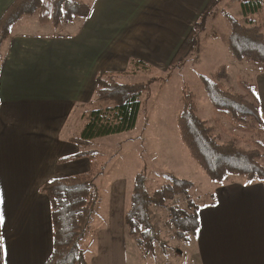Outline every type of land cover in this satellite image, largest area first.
Masks as SVG:
<instances>
[{
    "label": "crops",
    "instance_id": "1",
    "mask_svg": "<svg viewBox=\"0 0 264 264\" xmlns=\"http://www.w3.org/2000/svg\"><path fill=\"white\" fill-rule=\"evenodd\" d=\"M14 1L0 0V18ZM92 1L86 20L58 28L26 20L0 46V264H45L50 257L42 188L89 172L87 159L59 162L79 153L71 142L83 126L76 110L90 103L99 76L124 73L130 59L168 67L185 39L179 43L175 24L208 0H161L160 16L154 0ZM257 67L251 80L264 121V67ZM208 197L197 236L166 264H264V186L228 177ZM124 215L115 208L89 240L87 264H130Z\"/></svg>",
    "mask_w": 264,
    "mask_h": 264
},
{
    "label": "trees",
    "instance_id": "2",
    "mask_svg": "<svg viewBox=\"0 0 264 264\" xmlns=\"http://www.w3.org/2000/svg\"><path fill=\"white\" fill-rule=\"evenodd\" d=\"M222 0H209L198 21L191 28L171 59L166 78L179 69L195 53L200 36L205 32L212 12ZM246 24L227 13H222L229 25L226 45L232 60L264 67V34L255 16L260 13L264 0H239ZM91 5L75 0H15L0 18V46L9 39L12 26L23 16H35L40 23L54 28L76 19L86 20ZM138 59H130L127 73H103L94 92L93 108L81 116V132L72 139L79 153L60 160L65 163L87 159V174L56 179L42 188L48 198L52 224L53 249L45 264H87L83 240L88 233L99 203V190L93 166L92 146L96 140L120 135L134 129L141 100L148 92L147 83L125 84L117 81L139 69L152 72V68ZM151 69V70H150ZM130 70V71H129ZM204 90L216 115L227 117L239 126L247 124L255 129L257 139L253 149H243L229 141L219 144L213 131L198 117L195 94L183 88L181 110L176 124L180 140L190 157L213 182L222 183L236 177L246 184L264 186V121L259 111L255 91L238 82L243 94L228 91L223 82L229 80L225 66H220L210 77H200ZM156 80V78H154ZM153 81V80H151ZM143 171L135 178L128 207L124 215L126 235L152 259L160 255L167 259L168 243L162 239L159 227L160 213H164V232L175 241L189 242L198 234L200 206L192 195L194 186L183 179L171 181L152 195ZM159 213V214H158ZM155 263V261H152Z\"/></svg>",
    "mask_w": 264,
    "mask_h": 264
},
{
    "label": "rangeland",
    "instance_id": "3",
    "mask_svg": "<svg viewBox=\"0 0 264 264\" xmlns=\"http://www.w3.org/2000/svg\"><path fill=\"white\" fill-rule=\"evenodd\" d=\"M75 1L88 5L93 2L92 0ZM208 1L206 2L208 3ZM45 2L49 3V0H45ZM153 2H155L154 10L160 16L162 13L161 0H154ZM190 8L191 10L187 9V11L193 12L192 15L180 17V25L175 24V27L180 28V32L176 33L179 43L186 38L191 28L198 21V16L202 13H200L202 7L201 10ZM145 11L147 10L145 9ZM166 11L169 12V10ZM224 12L241 21L244 25L248 20V17H246L247 20L244 18L245 15L242 13L239 0H222L212 12L211 17H213L208 21L205 32L200 36L198 50L179 69L173 71L168 78H166L168 73L165 64L146 63L145 66L147 69L151 67L152 72H143L142 69H139L140 71H137L136 74H132L134 70L131 74L128 73V76L117 79L120 83L125 84L147 83L148 92L141 100L139 115L132 131L96 140L92 146L94 152L92 162L95 174H97L96 185L99 190V203L92 218L90 229L83 240V247L86 252L91 251L89 240H93L97 231L107 227L108 216L111 211L119 208L126 212L135 178L143 171L147 176L148 191L151 195L167 185L172 177H175L193 184L192 195L199 206L205 205L210 200L208 191H213L217 183L211 181L190 157L178 134L176 119L181 110L183 88H187L195 94L197 115L200 120L206 123L207 127L212 129V135L219 144L232 141L246 150L255 147L254 142L258 138L255 129L251 128L249 124L239 126L238 123L227 117L216 115L200 79V77H210L216 73L220 66H225L229 80L224 81L223 86L228 91L243 94L238 82L255 91L251 79L257 73L258 67L248 63H236L232 60L226 45L229 25L222 14ZM165 17L166 22L170 25L178 23L177 17ZM34 18L36 19L35 16L33 18L21 17L12 26L11 32L26 20L33 23ZM255 18L262 26L264 34V4ZM149 20L150 18L147 17L146 21L149 22ZM2 51L4 49H0V57ZM93 104L94 95L87 106L76 110L79 111L78 115L82 116L84 112L91 110ZM160 216L162 218L158 224L161 229V236L168 243L166 254L174 256L176 249L184 243L165 235L164 213H160ZM127 248L130 264H166L168 262L165 256L160 255L159 248L156 252L157 257L152 259L128 237Z\"/></svg>",
    "mask_w": 264,
    "mask_h": 264
}]
</instances>
